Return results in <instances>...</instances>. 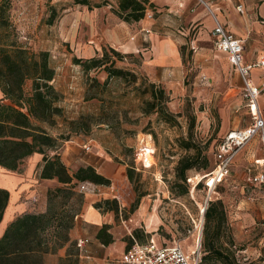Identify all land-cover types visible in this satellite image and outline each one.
<instances>
[{
	"label": "rangeland",
	"instance_id": "1",
	"mask_svg": "<svg viewBox=\"0 0 264 264\" xmlns=\"http://www.w3.org/2000/svg\"><path fill=\"white\" fill-rule=\"evenodd\" d=\"M91 2L103 4L101 7L107 6L112 13L111 20L101 22L97 27L92 21L91 9L77 4L76 0H13L11 8V20L19 42L35 52L48 50L51 63L56 68L53 84L62 93L61 105L64 111L57 118L58 124L52 133L55 136L70 133L69 139L61 140L60 143L62 145L71 141L76 148L69 154L70 164L67 166L76 170L81 165H87L85 161H88L90 155L104 152L107 160L115 166L116 174L112 183L118 191L121 199L119 204L123 208L117 219L114 212L110 211L114 215V225L111 226L114 227V236L126 242L129 237L132 238L128 231L133 234L134 230H138L139 237L136 240L147 242L153 236L147 232L149 229L145 218L152 214L157 222L154 225L155 238L167 243L181 242L186 253L197 248L201 257L200 264H203L202 257L206 253L203 244L205 232L209 230L212 233L217 225L215 221H206L205 212L209 202L221 199L219 193L224 192L230 197L231 203L229 199H226V205L223 203L226 217L218 233L211 235L210 240L214 242L215 248L229 256L233 264H264V200L249 201L248 194L260 192L258 188L246 185L244 180L252 156H264L259 137L239 151L227 180L217 186L215 192H210L205 180L199 181L202 175L208 173L205 170L189 172L191 179L188 180L187 193L180 195L172 191V187L184 190L174 185L176 165L186 154L180 139L192 138L198 146L204 148L211 160V170L215 166L217 146L228 131L244 128L253 121L242 94L243 79L231 65L226 53L215 48L213 12L201 3L207 8L206 18H210L209 23L202 20L193 23L184 16L174 18L166 9L158 21H155V12L153 18L145 19L146 26L151 25L153 32L171 35L180 44L185 42L182 44L185 45L182 58L184 77L166 76L161 82L155 81L170 95L168 107L178 120L174 125L160 119L156 113H142L143 97L136 86L143 82L144 77L151 81L153 78L145 66L149 58L141 52L120 51L125 57L116 60L117 67L137 74L136 84L114 77L103 86L108 76L104 68L85 72L82 66L74 63L73 49L81 48L88 40H95L91 41L94 46L101 45L100 55L104 48L110 54V48H114L97 37L108 25L115 28L118 24L119 17L114 11L116 0ZM74 5L82 13L80 22L73 29L74 23L67 26L60 22V16L64 10L67 12L74 8ZM52 9L55 16L50 24L48 20ZM222 11L225 17L222 24L227 30L245 38L247 55L256 53V58L258 44L263 47L260 52L263 54L264 15L251 16L250 12H246V15L238 14L233 6H224ZM253 13H257L256 10ZM66 27L69 29L66 30ZM136 31L137 28L133 27L125 34L130 39ZM145 45H150L149 41ZM150 48L144 47V51ZM204 75L208 80L203 79ZM253 75L255 73L252 72ZM31 87L32 81L29 80L25 86L26 91L30 92ZM83 117L90 121V130H73L70 120ZM88 144L94 146L93 152L85 150L84 146ZM128 166H134L139 174H136L133 183L126 174ZM106 192L110 193L108 190ZM142 192L147 193L142 198L148 203L147 214L140 213V206L135 212H129L137 194ZM28 201L30 208L37 209L40 204L39 193H35ZM121 240L118 242L120 248L99 247V255L95 258L87 257L88 254L79 249L78 256L72 254L62 259L43 256L42 264H126L122 259L126 244H122ZM205 264L224 263L212 256Z\"/></svg>",
	"mask_w": 264,
	"mask_h": 264
},
{
	"label": "trees",
	"instance_id": "2",
	"mask_svg": "<svg viewBox=\"0 0 264 264\" xmlns=\"http://www.w3.org/2000/svg\"><path fill=\"white\" fill-rule=\"evenodd\" d=\"M114 8L116 15L127 23L139 22L145 18L147 9L154 10L155 4L150 0H116ZM77 4L88 8L101 7L103 4H93L91 0H76ZM13 0H0V166L14 172H21L25 161L34 153L43 154L40 178L57 179V184L47 192L48 208L44 213L26 212L18 215L6 228L0 237V264H42V257L47 253H56L67 243H71L68 256L79 255L77 241H71L70 230L76 224L85 200L84 192L78 189L80 182H92L99 185H110L112 180L97 171L93 165H81L71 170L56 152L61 140H67L61 133L55 136L52 130L57 127V118L63 115L61 105L62 93L55 87L56 68L51 63L48 50L35 52L21 44L16 36L11 20ZM54 10L49 17L50 24L54 21ZM185 46H181L184 57ZM110 54L105 48L102 54L90 58L73 56V61L83 67L85 72L92 69L104 68L108 74L102 83L108 84L109 79L118 77L132 83H137V74L128 69L116 66V60L125 57L119 50L110 48ZM185 61V60H184ZM32 81L31 91L25 89L27 81ZM99 83V82H98ZM137 90L143 97L142 113H156L167 123L177 124L176 115L169 109L170 95L166 89L155 81L144 77L137 84ZM195 121V118H194ZM72 129L89 131L90 121L85 117L70 120ZM181 147L186 150L175 168V182L178 188L172 191L185 194L189 189V172L205 170L211 173V160L204 148L198 146L192 138L180 139ZM54 152V153H52ZM128 179L133 183L136 174L134 166L127 167ZM206 177L200 181H206ZM221 185V184H219ZM217 185V186H219ZM217 188V187H216ZM10 191L0 188V223L10 200ZM147 193H138L129 212H135L141 199ZM101 212L112 211L118 218L121 208L116 198L103 199L94 203ZM205 217L207 222L215 221L214 231L205 232L204 247L206 253L202 257L203 264L214 256L224 264H233L229 256L215 248L210 240L211 235L218 233L226 214L223 201L212 200L207 206ZM111 226L104 224L96 237L105 246L115 241ZM139 237V231L134 230L133 237L128 238L126 250Z\"/></svg>",
	"mask_w": 264,
	"mask_h": 264
},
{
	"label": "crops",
	"instance_id": "3",
	"mask_svg": "<svg viewBox=\"0 0 264 264\" xmlns=\"http://www.w3.org/2000/svg\"><path fill=\"white\" fill-rule=\"evenodd\" d=\"M150 1L155 4L154 7L155 9L153 10V13L154 12L156 13L155 21L161 19V17L163 16V10L166 9L169 13L173 14L174 18L175 16H182V17L184 16V18L186 19L188 18L191 19L193 23L197 20H202L201 22L204 23L207 21V23H209L210 18H206L207 8L201 5V3L207 5L213 12L214 16L222 23H224L223 20L225 19L224 13L222 11V8L224 6L235 7L238 14L243 13L244 15H246V12H250L249 14L251 16L264 15V0H203V1L150 0ZM115 5L117 6V1L115 2ZM240 5H242V10L239 9ZM82 6L87 7L86 5H82ZM75 7L76 5H74V8H71L67 12H65L64 10V12L60 16V20H61L60 22L67 24V26H69L71 23H74L73 29L74 26L76 24L78 25V23L80 22V17L82 13V11H77ZM254 10H256L257 13H253ZM91 12L93 13L92 21L93 23L96 24L97 27L100 26L101 22L105 23L106 21L109 22L111 20L112 13L110 10L107 9V6L97 7V8L95 7V9H91ZM145 21H146L145 19H142L139 22L127 23L122 19L118 18V24H116V27L114 28L111 25H108V27H106L103 33H98L97 39H101L102 41L105 40L107 43H109L111 47H114L115 49L122 51L124 53L141 52L142 55L148 57L149 59L148 61H146L147 64L145 66L146 69L148 70V74L150 75L151 78H153V81L161 82L166 76H177L183 78L185 71H184V64L182 59L183 57L180 48L181 46H183L182 44H185V42H181L180 44L179 41L177 39H174L171 35H161L158 32H153L152 29L150 28L151 25L146 26ZM214 25H215V20H214ZM133 27H136L137 31L135 35L129 39V36L126 35L125 32H128V29ZM68 29L69 27H66V30ZM63 32L67 34L65 30ZM243 39L245 40V38ZM91 41L95 42V40H88L87 43L81 45V48H74V49L72 48L74 50L72 54V58L73 56H77L79 58H90L97 54H100L101 45L94 46L91 44L92 43ZM147 41H149L150 45H145ZM258 43H261V41L258 40ZM144 47L150 49H148L145 52ZM245 49H246V44H245ZM256 51H258V55L262 54L260 52L263 51V47L260 44L256 45ZM254 54L256 53L247 55V51H246V60L247 61L253 60ZM253 73H255V75H253L252 77L255 83H259L262 79H264V71L253 70ZM205 77L207 78V76ZM263 95L264 92L263 94H261L259 100L262 110L264 109ZM72 143L73 142L71 141H67L65 144L60 145L58 150H56V152H58L61 155L62 160L67 165L70 164L69 154L73 153L76 150L75 146L72 145ZM252 157L253 160H251L250 164L247 166L245 175L248 172V168L253 166V161L255 160V158H257L255 154ZM235 161L236 158L232 161L230 167H232ZM85 162L87 165H93L98 172L110 178L111 180L114 178V174H116L115 166L110 161L107 160V158L104 156V152L102 151L90 155L88 161ZM42 163H43V154L34 153L25 161L21 172L10 171L0 166V188L8 189L11 194L8 206L6 207L3 219L0 223V237L4 234L10 222H12L18 215H21L26 212L44 213L47 211L48 208L47 192L49 188H51L53 185L57 183V179L40 178ZM120 170L121 169H119V171ZM229 172H230V168L225 177V180H227ZM256 188L259 189L260 193L257 194L254 193L255 195L254 200L250 199L249 198L250 194H248L247 198L251 202L261 201V199L264 200V189L259 187ZM261 191L263 193H261ZM37 192L39 193L40 204L37 209L30 208L28 206V202H29L28 200ZM219 197L222 199L225 205H226V199H229V203H231L230 197L226 193L224 192L219 193ZM97 201H100V199L97 198V196L86 194L83 207L78 217L76 218V224L70 230L71 241H77L80 238H88L90 240V242L87 244L85 248V253L88 254L87 257H93V258L99 255L98 254V252H100L99 247L107 248V246L102 244L97 239L96 235L98 231L102 228L104 224H109L110 226L114 225V215L111 214L110 211L101 212L99 209H97L94 206V203ZM139 206H140V213L142 215L147 214L148 203L145 202V200L141 199ZM152 220H154V222L152 223V225H150V222ZM146 222L149 229L147 230V232L152 234L153 236L150 239H153L158 245L173 244V243H167L166 241L161 242L155 238L154 231L156 230V227L154 225H156L155 223H157L155 216L151 214L149 217H146L145 223ZM113 229L114 227H110L108 229V232L112 233L114 236ZM128 233L133 237V234L130 231H128ZM114 239L115 241L110 245H108V247L109 246L112 248L114 247L115 249L116 247L120 248L121 245H118V242L121 239L116 238L115 236ZM150 239H148V241ZM121 243L122 244L124 243L127 246V240L126 242L124 240H121ZM70 246L71 244L67 243L62 248H60L56 253L44 254V258H46L47 256L48 258L53 256L58 257V259L65 258L68 256L67 254L70 249ZM80 257H82V255H80Z\"/></svg>",
	"mask_w": 264,
	"mask_h": 264
},
{
	"label": "built area",
	"instance_id": "4",
	"mask_svg": "<svg viewBox=\"0 0 264 264\" xmlns=\"http://www.w3.org/2000/svg\"><path fill=\"white\" fill-rule=\"evenodd\" d=\"M239 9L242 10V5L239 6ZM153 15V10L147 9L144 19H151ZM214 20L215 25L212 34L215 48L228 55L230 62L243 79V98L253 121L244 128L229 130L224 140L217 146L214 170L209 174L202 175L199 179L200 181L205 177L207 178L206 183L211 192H215L217 185L224 182L232 161L242 148L259 137L264 150V115L259 101L264 92V79L255 83L252 78L253 70L264 71V53L257 55L251 61H247L245 40L227 30L215 16ZM203 79L207 80L205 76ZM84 148L88 152H93L94 146L88 144ZM210 177H212L211 180H214L213 185L210 184ZM244 180L246 185L264 189V156L255 158L253 166L248 168ZM78 189L86 194L97 196L100 200L108 198L121 200L112 182L110 185H99L88 181L80 182ZM106 190L110 193H107ZM249 198L254 200V193L251 192ZM89 242L88 238H80L76 245L81 252H85ZM198 251L195 248L192 252L186 253L182 243L176 241L171 245H158L153 239L146 243L135 240L134 244L123 252L122 259L126 264H200L201 257Z\"/></svg>",
	"mask_w": 264,
	"mask_h": 264
},
{
	"label": "bare ground",
	"instance_id": "5",
	"mask_svg": "<svg viewBox=\"0 0 264 264\" xmlns=\"http://www.w3.org/2000/svg\"><path fill=\"white\" fill-rule=\"evenodd\" d=\"M148 155H149V153H148ZM211 178H212V177L209 178V180H210V184L213 185V184H214V180H213V179L211 180ZM2 225H3V224H2ZM193 250H194V248H193L191 251H193Z\"/></svg>",
	"mask_w": 264,
	"mask_h": 264
},
{
	"label": "water",
	"instance_id": "6",
	"mask_svg": "<svg viewBox=\"0 0 264 264\" xmlns=\"http://www.w3.org/2000/svg\"><path fill=\"white\" fill-rule=\"evenodd\" d=\"M211 192V191H210Z\"/></svg>",
	"mask_w": 264,
	"mask_h": 264
}]
</instances>
